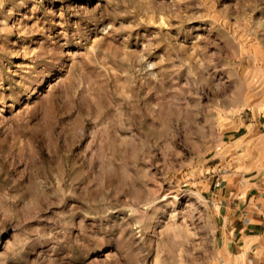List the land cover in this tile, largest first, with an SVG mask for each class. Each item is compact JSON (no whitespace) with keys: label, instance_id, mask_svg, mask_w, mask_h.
<instances>
[{"label":"rangeland","instance_id":"obj_1","mask_svg":"<svg viewBox=\"0 0 264 264\" xmlns=\"http://www.w3.org/2000/svg\"><path fill=\"white\" fill-rule=\"evenodd\" d=\"M263 177L264 0H0V264H255Z\"/></svg>","mask_w":264,"mask_h":264},{"label":"crops","instance_id":"obj_2","mask_svg":"<svg viewBox=\"0 0 264 264\" xmlns=\"http://www.w3.org/2000/svg\"><path fill=\"white\" fill-rule=\"evenodd\" d=\"M231 194L229 198H236L233 211L240 213L244 220L230 230V244L246 257H253L255 264H264V177ZM236 236H239L237 241L234 240ZM240 241H245L244 245Z\"/></svg>","mask_w":264,"mask_h":264}]
</instances>
